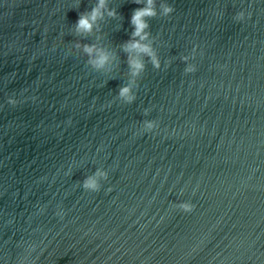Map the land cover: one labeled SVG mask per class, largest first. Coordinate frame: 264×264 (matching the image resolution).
Segmentation results:
<instances>
[{
    "label": "water",
    "instance_id": "95a60500",
    "mask_svg": "<svg viewBox=\"0 0 264 264\" xmlns=\"http://www.w3.org/2000/svg\"><path fill=\"white\" fill-rule=\"evenodd\" d=\"M99 3L0 0V264H264V0Z\"/></svg>",
    "mask_w": 264,
    "mask_h": 264
},
{
    "label": "clouds",
    "instance_id": "9594fccd",
    "mask_svg": "<svg viewBox=\"0 0 264 264\" xmlns=\"http://www.w3.org/2000/svg\"><path fill=\"white\" fill-rule=\"evenodd\" d=\"M105 6V0H100V3L97 5V7L93 8L91 10L90 13L81 15L78 20H77V30H83V31H91L93 26H94V22L100 17L101 15V9ZM166 11H171V8H166ZM110 14H115L110 13ZM150 15H154V10L152 7V0H148V4L147 7L142 8V9H138L133 13L132 16V23L135 26V31L133 33L134 36H141V38H145L147 33L144 32L145 29L148 28V23L147 20L145 19V17L150 16ZM143 34V35H142ZM133 47H139L138 44H133ZM86 51L91 52L92 51V47L91 46H87L86 47ZM102 59H106L102 58ZM142 67V65H141ZM129 92V88L125 87L123 89H121V95H126ZM102 175H106V173H101ZM85 186L89 187H95V182L94 181H86L85 182Z\"/></svg>",
    "mask_w": 264,
    "mask_h": 264
}]
</instances>
